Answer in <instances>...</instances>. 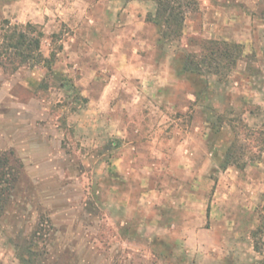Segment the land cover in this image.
Wrapping results in <instances>:
<instances>
[{"label": "rangeland", "instance_id": "obj_1", "mask_svg": "<svg viewBox=\"0 0 264 264\" xmlns=\"http://www.w3.org/2000/svg\"><path fill=\"white\" fill-rule=\"evenodd\" d=\"M0 0L52 69L0 66V264H264V0ZM240 47L219 76L181 56ZM199 94L197 99L196 95ZM234 147L238 165L221 167ZM9 171V170H7Z\"/></svg>", "mask_w": 264, "mask_h": 264}, {"label": "trees", "instance_id": "obj_2", "mask_svg": "<svg viewBox=\"0 0 264 264\" xmlns=\"http://www.w3.org/2000/svg\"><path fill=\"white\" fill-rule=\"evenodd\" d=\"M157 5L156 14L150 15L147 19L158 27L164 41L173 42L179 40L183 35L186 14L193 9L196 0H152ZM45 33L39 25L18 24L11 25L4 21L1 34L0 66L7 72L15 73L22 67L28 66L30 62L43 65L50 71L55 60V53L46 58L42 53V43ZM240 55V47L228 43L211 42L206 46L205 51L200 54L190 53L181 56L182 72L188 76L200 75L219 76L228 72L235 64ZM199 94L196 95L197 99ZM236 151L230 147L224 161L221 164L223 169L238 165ZM9 161L0 159V212L6 204L5 186L10 183L8 177L15 175L8 169ZM9 170V171H7Z\"/></svg>", "mask_w": 264, "mask_h": 264}]
</instances>
